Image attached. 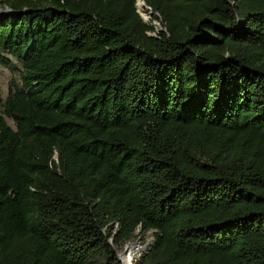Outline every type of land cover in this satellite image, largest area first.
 <instances>
[{
  "label": "trees",
  "instance_id": "16d2710c",
  "mask_svg": "<svg viewBox=\"0 0 264 264\" xmlns=\"http://www.w3.org/2000/svg\"><path fill=\"white\" fill-rule=\"evenodd\" d=\"M0 1V264H264V0Z\"/></svg>",
  "mask_w": 264,
  "mask_h": 264
},
{
  "label": "rangeland",
  "instance_id": "374dc122",
  "mask_svg": "<svg viewBox=\"0 0 264 264\" xmlns=\"http://www.w3.org/2000/svg\"><path fill=\"white\" fill-rule=\"evenodd\" d=\"M138 11L140 14L150 20L151 10L146 8H140L139 2H137ZM12 11L0 1V16L11 13ZM158 31H163L164 26L159 21H154ZM155 34V33H153ZM22 67V61L19 57H16L9 52H5L0 49V98L5 99L9 93V88L13 80L19 81V69ZM7 122L13 128H16L14 121L7 117ZM154 232L149 231L143 237H139L136 241L132 243H124L123 246L116 247V251L119 257L124 259L128 256L129 251L133 250L135 259H138L143 253L147 252L154 242ZM136 255V256H135ZM134 259V261H135ZM133 261V262H134ZM126 264V262H125Z\"/></svg>",
  "mask_w": 264,
  "mask_h": 264
},
{
  "label": "bare ground",
  "instance_id": "6f19581e",
  "mask_svg": "<svg viewBox=\"0 0 264 264\" xmlns=\"http://www.w3.org/2000/svg\"><path fill=\"white\" fill-rule=\"evenodd\" d=\"M139 7L140 8H146V3H144L143 1H139ZM149 10V9H148ZM151 12V11H150ZM134 252H132L131 254H129L128 256L125 257V262L126 264H132V262L134 261L135 257H134ZM136 256V255H135Z\"/></svg>",
  "mask_w": 264,
  "mask_h": 264
},
{
  "label": "water",
  "instance_id": "95a60500",
  "mask_svg": "<svg viewBox=\"0 0 264 264\" xmlns=\"http://www.w3.org/2000/svg\"><path fill=\"white\" fill-rule=\"evenodd\" d=\"M139 1V0H138ZM144 3H146L144 0H142ZM146 7L149 9V10H151V13L153 12V10H152V8L149 6V5H147L146 4ZM143 17V16H142ZM144 18V17H143ZM145 20H146V18H144ZM133 252V250H131V251H129V253L128 254H131ZM120 260L125 264V262H124V259L123 258H121L120 257ZM137 259H135V261H136ZM132 264H134V262H132Z\"/></svg>",
  "mask_w": 264,
  "mask_h": 264
}]
</instances>
